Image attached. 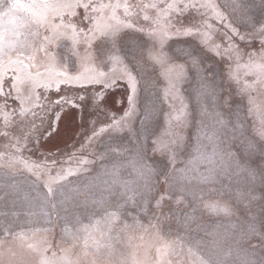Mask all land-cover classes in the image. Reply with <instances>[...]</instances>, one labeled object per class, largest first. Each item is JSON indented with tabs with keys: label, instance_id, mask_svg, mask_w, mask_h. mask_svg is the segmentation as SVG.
Instances as JSON below:
<instances>
[{
	"label": "snow or ice",
	"instance_id": "obj_1",
	"mask_svg": "<svg viewBox=\"0 0 264 264\" xmlns=\"http://www.w3.org/2000/svg\"><path fill=\"white\" fill-rule=\"evenodd\" d=\"M257 96L264 0H0V264H264Z\"/></svg>",
	"mask_w": 264,
	"mask_h": 264
},
{
	"label": "rangeland",
	"instance_id": "obj_2",
	"mask_svg": "<svg viewBox=\"0 0 264 264\" xmlns=\"http://www.w3.org/2000/svg\"><path fill=\"white\" fill-rule=\"evenodd\" d=\"M169 43H171V41ZM176 46L179 47L180 45H176ZM256 47L257 48L259 47L258 43H257ZM177 62L182 63V61H177ZM158 71H159V69H158ZM240 75L243 76L244 79H249V80L253 79V77H251V76H244V70L243 69L240 70ZM221 84L223 85V88L225 90L232 91V88H230L226 82L221 81ZM165 86H166V81L163 79V77H160V79L158 81V87L161 90V93L163 92V89L165 88ZM99 87H100L99 85L88 86L87 91L89 93H91L93 90L99 89ZM198 87H199V85H198L196 79L193 77V74L191 72H189V79H187L185 82H183L180 85V91H179V95L184 98V103H186L188 105V110L191 113V116L195 118V119H193L192 123L189 125L188 129L186 130L187 134L190 137H192L193 140H194L193 133L195 132V123H196V120L200 119L199 108H200L201 102L197 99V95H196V91H197ZM65 91H67V90H65ZM122 92H123V88L121 87L117 91V95L119 96ZM61 94H64V92H62ZM53 98H55V97H53ZM256 102H257V104H264V97L257 96ZM204 103L209 104V111H211V107H210L211 101L205 100ZM179 107H180V103H179V101H176V108L179 109ZM168 110L169 109H168L167 105H165L164 111H168ZM221 111H223V109H221ZM94 118L95 117L90 115L89 113L83 114V117H81L80 113H77L76 118H75V123L72 125V127L75 130H78V129H76L77 125L82 124L85 120H90V119H94ZM253 120H254V116L248 117L249 130H251V124H252ZM205 123L209 124V126H210L211 120L206 118ZM165 127H167V125L164 123L163 117H161L160 128H161V130H163ZM173 130H175V129H173ZM75 139L79 140L80 137L76 136ZM0 143H3V141H0ZM72 143H73L72 140H68L67 141L68 147H65L64 143L61 142L59 147L62 151H71L72 150V148H71ZM52 150L55 151L56 149L52 148ZM44 151H45L44 149H40L38 151L36 149H33L32 153H26V155H31L32 159L39 160V159L43 158ZM184 158L185 157H181V159H184ZM81 179H84V178L82 177ZM203 199L214 200V199H219V197L215 193L210 192L208 190H205V193L203 194ZM201 215H202L204 222L209 224V225H211V224H213V223H215L221 219V217H217V216H215V215H213L207 211H202ZM84 222L87 223L86 220ZM56 232H57L56 239L59 240V227L56 229Z\"/></svg>",
	"mask_w": 264,
	"mask_h": 264
}]
</instances>
